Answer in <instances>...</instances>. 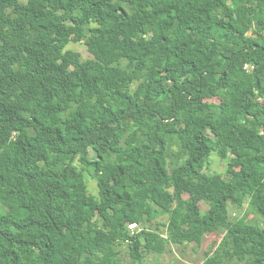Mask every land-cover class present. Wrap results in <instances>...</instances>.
Here are the masks:
<instances>
[{
    "label": "trees",
    "instance_id": "1",
    "mask_svg": "<svg viewBox=\"0 0 264 264\" xmlns=\"http://www.w3.org/2000/svg\"><path fill=\"white\" fill-rule=\"evenodd\" d=\"M0 206V264H264V0H0Z\"/></svg>",
    "mask_w": 264,
    "mask_h": 264
},
{
    "label": "rangeland",
    "instance_id": "2",
    "mask_svg": "<svg viewBox=\"0 0 264 264\" xmlns=\"http://www.w3.org/2000/svg\"><path fill=\"white\" fill-rule=\"evenodd\" d=\"M68 49L77 51L80 53L81 59L86 60L90 56L87 52L86 46L82 43H70L67 46ZM174 152L178 151L177 146H173L171 148ZM90 156L92 157V152H90ZM209 166H210V172L211 173H220L223 175V177L226 176L225 170H226V162L222 161L218 158L216 155H211V158L209 159ZM87 185L89 193L92 195H97L98 189L96 186V182L92 179L87 178ZM205 204H201V208L205 209ZM248 209L247 203L245 202L244 205L240 209H234L233 207H230L229 215L230 217H239L243 216L246 213V210ZM6 213V209L2 206H0V214ZM247 215V213L245 214ZM248 219H256L258 223H261L258 217L254 214H248ZM166 218L161 219V222H165ZM139 228V226L130 228L131 230L135 231ZM164 228H161L160 233H162L165 237L167 236ZM222 237L221 234H209L204 236L202 242L200 245L197 244H186V245H173L170 244L167 247L166 252L163 254H152L148 255L146 258L145 264H201V262L204 259L205 253L212 251L214 245L220 241ZM119 248L120 255L123 259H127L128 255V247L127 244H122ZM211 253V252H210Z\"/></svg>",
    "mask_w": 264,
    "mask_h": 264
},
{
    "label": "built area",
    "instance_id": "3",
    "mask_svg": "<svg viewBox=\"0 0 264 264\" xmlns=\"http://www.w3.org/2000/svg\"><path fill=\"white\" fill-rule=\"evenodd\" d=\"M134 227H136V225L134 224L129 226V228H134Z\"/></svg>",
    "mask_w": 264,
    "mask_h": 264
},
{
    "label": "clouds",
    "instance_id": "4",
    "mask_svg": "<svg viewBox=\"0 0 264 264\" xmlns=\"http://www.w3.org/2000/svg\"><path fill=\"white\" fill-rule=\"evenodd\" d=\"M135 225V224H134ZM130 229V228H129ZM131 230V229H130Z\"/></svg>",
    "mask_w": 264,
    "mask_h": 264
}]
</instances>
